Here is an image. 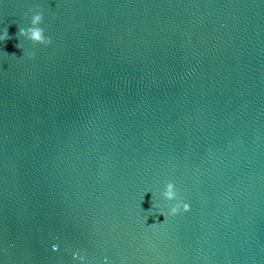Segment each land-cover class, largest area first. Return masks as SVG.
Wrapping results in <instances>:
<instances>
[{
    "label": "water",
    "instance_id": "water-1",
    "mask_svg": "<svg viewBox=\"0 0 264 264\" xmlns=\"http://www.w3.org/2000/svg\"><path fill=\"white\" fill-rule=\"evenodd\" d=\"M5 30L0 264H264V0H0Z\"/></svg>",
    "mask_w": 264,
    "mask_h": 264
},
{
    "label": "clouds",
    "instance_id": "clouds-1",
    "mask_svg": "<svg viewBox=\"0 0 264 264\" xmlns=\"http://www.w3.org/2000/svg\"><path fill=\"white\" fill-rule=\"evenodd\" d=\"M30 22L27 27H19V31L17 35L19 37H23L26 40L30 41L33 45H44L48 46L52 43L51 37L47 36L45 33V29L41 27L44 22L43 13L37 11L35 9L30 10ZM9 39L7 30H5L4 34L0 36V41H4ZM16 47L21 48L19 43ZM23 55H28L30 58L34 56V53H26L23 52ZM163 198L168 202H175L171 205L168 215L177 216L179 214L187 213L190 211V205L186 202H183L178 194L176 186L174 183L169 182L165 186V190L163 192ZM161 215H164L161 213ZM59 248L58 245H53V251H57ZM78 254L73 255V259H76ZM83 259V257H79Z\"/></svg>",
    "mask_w": 264,
    "mask_h": 264
}]
</instances>
